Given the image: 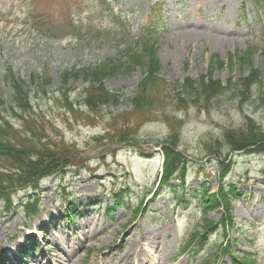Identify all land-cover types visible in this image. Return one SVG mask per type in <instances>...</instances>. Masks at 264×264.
Instances as JSON below:
<instances>
[{
	"label": "rangeland",
	"instance_id": "rangeland-1",
	"mask_svg": "<svg viewBox=\"0 0 264 264\" xmlns=\"http://www.w3.org/2000/svg\"><path fill=\"white\" fill-rule=\"evenodd\" d=\"M64 1V0H61ZM72 0L71 5L65 8L61 4L50 2V0H39L37 10L40 13H47L51 20L61 29L42 32L38 36L32 38L25 34L20 28H23L21 21L23 20V12L27 10L26 6H22L18 0H0V15L6 17L5 21L0 24V78L4 73L7 66L14 68L16 73H19L24 80H29L32 72L38 70L43 74L50 77V85H48L49 95L40 99L36 103L38 118H41L42 125L48 134L47 141L49 143H56L62 137L70 145H76V155L82 153H90L89 155L97 154L96 156H105L106 161L91 162L90 167L95 170V166L101 164L100 171L92 174L91 172H81L78 178H73L69 173L66 178V185L69 186L70 193L73 197L78 195H95L102 194L103 190L100 188L98 180L92 177L103 178L106 186L109 185L111 178L108 176L121 177L129 182L130 185L136 187L137 192L133 196L136 202V197L141 192V186L151 181H154L155 174L158 171V159L144 160L138 157V151L151 153L152 143L158 139H163L168 136V129L165 125L157 123L146 124L141 128L136 137V141L129 147L128 144L122 146L125 150H120L117 156L111 155L112 148L109 145H97L94 140L96 136L106 133V126L111 123L112 115L108 114L102 117L92 116L91 121H83L86 117L82 115L74 116L67 108H62L61 103H65L66 99L60 96V89L62 87L61 72L74 64L80 63L81 65L91 64L96 65L106 57H113L114 50L107 45L94 41L89 43L88 34L78 42L70 43V40H62L68 32V27L64 26V22L69 20L64 15L73 12L78 17H83L86 24L90 20V16L97 12L94 8L96 0H81L79 3ZM137 0H120L121 5L126 10H133L136 6L134 3ZM167 3L165 13L170 21V29L166 32L162 46L158 54L162 65L161 76L167 79L168 83H174L177 80H184L186 77L197 78L201 74H205L208 69L211 73L214 72L215 79L227 82L230 79L233 81L238 78L247 76L250 73V66L246 61H234L235 66L233 71L230 66L225 64V68L221 69L215 62L210 64L213 55H219L220 60L227 62L230 53L242 54L245 52L249 45L259 43L261 46L263 42L260 39L248 40L245 39L250 32H260L264 26V14L261 22L257 25L254 22L260 20L249 12H246V17L249 20V26H239V17L243 15L241 8L244 0H163ZM204 1V4H200ZM146 2L149 6L153 0H141ZM201 5L203 11L199 14H194V10ZM100 12V10H98ZM142 13V12H141ZM7 18L12 24L7 23ZM103 23H106L103 20ZM199 27L197 38L191 36L190 31L192 28ZM27 29V28H26ZM235 30V31H234ZM30 31V30H29ZM228 33V35H227ZM224 38V39H223ZM220 40L218 45H214L215 40ZM259 45V46H260ZM261 48V47H260ZM261 50V49H260ZM258 50V52L260 51ZM259 52L256 55V64L263 71L264 83V59ZM142 79V72L136 69L133 73L124 74L106 81L107 88L119 92L123 90L126 94H131L136 88L137 84ZM84 82L80 81L74 83L69 82V86L75 88L70 101H74L78 97L80 90L84 87ZM77 89V90H76ZM4 90L0 83V94ZM264 90L256 88L254 95L257 98L256 103H250L248 106H240L239 100H235L230 94L224 95L218 101L216 107L210 112H202L199 110L191 109L189 113L183 114L169 110L166 112L171 117H178L180 119L186 118L187 125L183 131V149L187 154L195 159L194 164L190 166L188 187L187 190L191 191L200 184V180L196 177L199 170L205 169V164H208L207 171L215 173L214 177L209 180L210 188L212 191H217L218 183L216 175L219 174V166L216 163H208V154L201 141L212 137V133H222L226 128H239L246 120L248 114H252L261 125L264 127V106L261 107L260 96ZM59 94V95H58ZM39 103V105H38ZM79 108V105L76 106ZM113 115H117V110H114ZM129 110L123 108L121 111ZM67 111V112H66ZM81 111V110H80ZM130 111V110H129ZM88 123V124H86ZM95 124L96 126H89ZM121 121L118 122V125ZM22 124L17 123L15 133L23 134ZM109 131H114V126H111ZM103 134V135H104ZM134 148V149H133ZM138 151H136V150ZM225 154L227 150L225 148ZM106 152V153H105ZM74 155V156H76ZM93 157V156H92ZM82 159L78 164H80ZM234 165L232 167L231 176L228 178V183L235 184L237 191L242 195L241 199L235 202V213L237 229H241L234 237H239V249L243 251H257L258 257L262 264H264V179L261 175L264 169V154L258 156H242L233 157ZM214 162H217L216 160ZM250 174H246V170ZM204 174H202L203 176ZM249 175V176H248ZM250 177V178H248ZM240 179L242 182L238 181ZM237 180V181H236ZM62 182L61 175L46 180L43 183V189L46 194L44 195V211L50 210L54 214L59 213L62 215L61 206L64 205L62 199L55 202L56 188L60 187ZM28 192H24L21 196H27ZM177 192L173 189H166L161 196L155 201H150L148 204L146 216L140 217L137 220V227L135 233L141 234L142 231L147 232L148 237L151 239L150 243L158 247L155 255L165 258L171 253L172 247L176 245L174 229L176 224L180 230L183 231L185 225L189 223V212L183 208H179L177 215L173 216L172 213L167 215L170 204L177 198ZM84 197V196H83ZM81 196L80 200H83ZM186 200L192 202V194L189 192ZM18 203V202H16ZM173 205V204H172ZM65 207V206H64ZM195 207V206H193ZM196 208V207H195ZM2 204L0 203V212ZM182 212L184 214H182ZM104 214V212H101ZM121 212L116 211L108 220L111 226L105 224L104 230L99 223L100 231H96L93 236V245L88 243L87 247L94 250H104L109 248L116 242L120 234L124 232L130 235L133 227L123 229L126 225V219L116 222L115 217L120 215ZM1 215V214H0ZM94 215V214H93ZM93 215L84 219V230L87 225H92L90 222ZM186 215V216H185ZM212 216L220 218L221 215L214 213ZM120 218V217H119ZM166 218V220L164 219ZM22 215L12 212L11 215H3L0 218V249L6 243V239L14 238L22 235L21 228L23 226ZM90 220V222H88ZM114 220V221H113ZM45 223L46 236L50 240L49 249L53 251L54 241L57 239L60 242L68 235L70 240L78 235L77 232L71 231L66 234L64 232V225L66 222L60 223V228H54L53 224H47V220L32 219L29 221L30 225ZM126 222V223H125ZM42 223V224H43ZM176 223V224H175ZM58 224L54 222V225ZM36 227V226H35ZM37 228V227H36ZM61 229V230H59ZM49 230L51 232H49ZM138 230V232H136ZM40 231H38L39 233ZM174 235V238L172 236ZM255 239L256 242L247 244L246 241ZM69 241L67 240L68 245ZM133 246L131 247V249ZM67 254H80L79 250L65 252ZM60 256V253L57 254ZM81 260H75V263L82 264ZM80 259V258H79ZM156 259L150 258V263ZM181 263H186V260H181Z\"/></svg>",
	"mask_w": 264,
	"mask_h": 264
},
{
	"label": "trees",
	"instance_id": "trees-1",
	"mask_svg": "<svg viewBox=\"0 0 264 264\" xmlns=\"http://www.w3.org/2000/svg\"><path fill=\"white\" fill-rule=\"evenodd\" d=\"M134 57L135 58H133V56L130 57L129 64L127 65L122 62L116 63L113 60H108L97 68L64 71L61 73L63 84L61 92L66 96L65 87L69 80H74L75 82L80 80L89 81L88 87L84 90V102L92 112H98V109L103 108L105 105L119 104V97L116 96L117 94H112L107 90L104 86L105 81L123 74L131 73L135 68L139 67L144 70V73L147 72V77L142 83L145 85V89H143L142 92L139 90L136 98L130 101L136 107H139L140 110L147 111L154 109V104L156 102L166 100L163 96V87L159 80L160 65L158 62H153L151 57ZM249 58L250 56L243 59L247 61ZM239 60L240 62L242 61V59ZM249 62L251 63V61ZM219 65H221V63H219ZM253 73L256 77L252 75L247 81H239L237 84H232L230 86L232 92L248 99L250 96L248 93L250 88L254 84L260 82L261 72L253 68ZM210 80L208 84L202 82V78L198 81H194V85L187 86L188 94L184 92L183 86L179 85V87H181L184 94H186V98L189 99H197L198 96L205 97L211 93H216L217 90L223 91L224 88H222L219 83L213 81L212 73L210 74ZM32 82L33 91L39 92V90H44V88L48 86L49 79L46 76L44 78L33 75ZM15 88L17 93L11 92L9 98L5 99L0 97V116L2 117L3 115L5 119L2 120L0 125V191L7 189L9 187L8 184H15L16 181L18 183L36 184L43 174L47 172L53 174L58 171H63L65 167L72 165L71 162H74L73 158L70 156L72 152L66 150L63 144L55 145L53 148L44 146L40 142L39 134H37L36 131L37 128H28L32 134V139H21L19 143L15 141V138L12 136L14 133H11V124L6 120V114L20 115L21 112H24L22 113L24 117L26 115L31 116V110L34 108L30 98L31 91L29 90L31 89H28L25 83H17L15 84ZM142 93H147L146 99ZM149 94H151L150 99H148ZM179 98L184 100L181 96ZM27 125H29V123H27ZM120 135H122V133L119 131L115 136L120 138ZM125 138H128L127 134H123L118 141L125 140ZM113 141L116 140L113 139ZM226 141L228 147L235 150L255 146L264 141V129L256 122L249 119L244 129L228 133ZM177 143L178 140H176L173 145L177 146ZM166 152V178L168 179L174 176L176 172L184 174L188 161L171 148L169 150L166 149ZM9 173L13 174L10 175ZM222 198L229 204V201L226 200L224 195H222Z\"/></svg>",
	"mask_w": 264,
	"mask_h": 264
},
{
	"label": "bare ground",
	"instance_id": "bare-ground-1",
	"mask_svg": "<svg viewBox=\"0 0 264 264\" xmlns=\"http://www.w3.org/2000/svg\"><path fill=\"white\" fill-rule=\"evenodd\" d=\"M194 36H198V34H195V33H194ZM220 42H221L220 40H217V39H216V40L214 41V45H218ZM69 248H71V247H69ZM69 251H70V250H69Z\"/></svg>",
	"mask_w": 264,
	"mask_h": 264
}]
</instances>
